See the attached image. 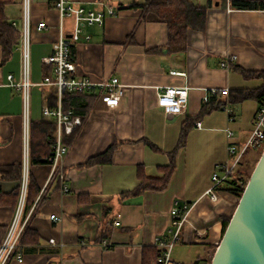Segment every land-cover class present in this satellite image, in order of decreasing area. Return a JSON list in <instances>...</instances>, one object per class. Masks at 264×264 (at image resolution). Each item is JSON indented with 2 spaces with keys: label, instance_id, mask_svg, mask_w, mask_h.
<instances>
[{
  "label": "crops",
  "instance_id": "1",
  "mask_svg": "<svg viewBox=\"0 0 264 264\" xmlns=\"http://www.w3.org/2000/svg\"><path fill=\"white\" fill-rule=\"evenodd\" d=\"M54 1L31 0L30 132L33 124L46 120L42 108L54 91L42 84L50 74L43 59L52 54L59 36ZM75 1L87 9H101L102 3L118 8L103 26L84 28L83 38L74 46L75 64L77 75L95 82L118 78L125 93L116 108L106 107L99 95L92 98L82 127L66 144L69 152L56 174L49 161L31 164L29 146L28 188L30 178L34 186L24 222L37 231L39 240L21 249L22 262L10 264H143L146 247L162 253L171 242V210L177 201L190 210L180 240L171 249V264L210 263L222 239L224 220L231 219L239 199L217 190L218 199L212 200L207 192L216 169L233 159L229 143L242 146L248 139L260 106L257 102L246 101L234 109L231 123L225 110L202 117L176 151L167 187L132 192L139 185L140 169L150 178L163 176L161 167L171 164L186 117L199 114L206 92L262 85L234 67L264 70V10L234 9L233 0H190L208 9L207 27L203 33L190 32L180 50L173 51L177 45L169 46L167 25L152 13L145 16L138 7L145 0ZM0 2L20 31L23 0ZM41 21L51 29L37 31ZM64 25L69 34L73 19L66 18ZM19 46L6 62L0 47V167L10 169L8 178L0 177V245L16 213L27 164L23 99L7 80L9 75L21 80ZM168 87L188 88V104L180 113L157 105L159 92ZM228 128L234 132L231 140ZM111 147V163L86 166Z\"/></svg>",
  "mask_w": 264,
  "mask_h": 264
},
{
  "label": "built area",
  "instance_id": "2",
  "mask_svg": "<svg viewBox=\"0 0 264 264\" xmlns=\"http://www.w3.org/2000/svg\"><path fill=\"white\" fill-rule=\"evenodd\" d=\"M101 9H87L79 5L75 0H55L54 9L58 14L59 21L57 30L59 36L54 43L53 52L50 56L43 59L45 65H52V76H46L42 84L54 86L57 89L58 103L56 109L52 110L48 106L42 108L44 116L51 117L56 121V135L52 143V153L48 158L52 173L56 174L63 158L68 154L69 147L64 143L66 135H72L83 125V119L76 115L73 110L65 111L62 107V97L65 93H90L92 91L99 92V98L102 103L109 108H116L121 102V98L125 93V85L118 78L113 77L100 82H95L88 77L76 74V64L71 60V49L77 42L83 38L84 28L86 26L98 25L103 26L108 16H115L117 10L112 5L101 4ZM23 25L20 29V52L22 56L21 80L16 82L13 75H9L7 80L9 85L17 88L23 99V117L25 128V146L26 160L24 165L23 179L20 185L19 200L16 213L8 228L6 236L0 245V264H10L16 260L22 262L24 255L20 250V241L25 231L24 211L26 208V199L28 191V162H29V146H30V99L33 83L31 81V46L33 37V25L31 22V0H23ZM66 18L73 19L72 31L67 34L64 21ZM15 27L16 23H12ZM39 32L49 31L50 25L46 21H41L35 26ZM89 41L91 37H84ZM225 67L226 64H223ZM220 93L223 96L229 94V90H210L206 92L203 102H208L210 97ZM188 104V88L168 87L161 90L158 94L157 105L161 108L173 113H180ZM228 114V121H234V109L230 106L225 108ZM227 137L231 140L234 133L228 128L226 130ZM264 148V103L259 106L254 120L251 133L242 146L235 143H229L228 153L233 157L228 164L219 166L212 176V187L207 192L212 200H217L218 187L225 181L228 174L237 166L243 154L249 150H259ZM68 192V189H64ZM190 206L183 205L177 201L172 210V240L166 246L158 258L157 264H171V249L176 245L181 237V231L186 221ZM55 221L61 219L52 216ZM209 264V263H204Z\"/></svg>",
  "mask_w": 264,
  "mask_h": 264
},
{
  "label": "trees",
  "instance_id": "3",
  "mask_svg": "<svg viewBox=\"0 0 264 264\" xmlns=\"http://www.w3.org/2000/svg\"><path fill=\"white\" fill-rule=\"evenodd\" d=\"M138 7L143 9L145 16H147L149 13H152L167 25L169 33V46L173 47L177 45L175 48H173V51L180 50V46L185 44L190 32L203 33L207 27L208 9L206 7L196 6L190 0H145V3ZM232 7L238 10H264V1L233 0ZM116 10H118V8ZM19 44L20 31L12 24V22L8 20L5 14V4L0 2V47L3 51V62L8 61L13 56V53L18 48ZM75 55L76 49L73 46L71 49V60L73 62H75ZM45 66H48L46 68L50 70V74L48 76H52V65ZM234 69L246 79L255 78L261 80L262 85L253 89H233L229 91L227 96L217 93L210 97L208 102H203L201 111L197 116L186 117L182 126L178 147L172 153L171 164L169 166L161 167L163 170V176L161 178H150L146 176L140 169L138 174L140 182L132 194H140L148 190H163L167 187L175 169L176 151L185 145L189 130L198 121H200L202 117L216 110H225V108L228 106L232 107L233 109L238 108L246 101H255L260 106L264 103V70L250 72L238 66L234 67ZM51 87L54 89V91L50 95L47 103H45V106H48L50 109L54 110L57 107L58 96L56 87ZM98 95V91H92L90 93H65L62 97V107L65 111L73 110L76 115L80 116L84 120L89 112L92 98H95ZM44 118L46 120L43 122L39 124H33L31 126V164L48 163V158L52 153V143L56 135V121L51 117L44 116ZM75 132L72 135H66L64 137L65 144H70ZM113 149L114 147H111L105 153L92 157L86 166L111 163ZM263 149L264 148L259 150H247L241 157L237 166L228 174L225 181L218 187V190L228 191L240 199L256 166V163L259 160L254 158V156L260 158ZM14 170H17V168ZM9 171L10 169L8 170V168L0 167V177L5 179L8 178ZM17 176L19 179L21 177V173ZM33 186V180L30 178L26 199L27 209L29 208L30 192ZM38 193L39 191L36 188L35 194L37 195ZM229 221L230 218L224 220L222 237L226 231ZM38 240L39 236L37 231L33 228L26 227L20 241V250L28 245L36 244ZM160 255L161 251L158 249H155L154 247H146L143 252V264H151L154 261L156 263ZM195 264L201 263L198 261Z\"/></svg>",
  "mask_w": 264,
  "mask_h": 264
},
{
  "label": "water",
  "instance_id": "4",
  "mask_svg": "<svg viewBox=\"0 0 264 264\" xmlns=\"http://www.w3.org/2000/svg\"><path fill=\"white\" fill-rule=\"evenodd\" d=\"M210 264H264V149Z\"/></svg>",
  "mask_w": 264,
  "mask_h": 264
},
{
  "label": "rangeland",
  "instance_id": "5",
  "mask_svg": "<svg viewBox=\"0 0 264 264\" xmlns=\"http://www.w3.org/2000/svg\"><path fill=\"white\" fill-rule=\"evenodd\" d=\"M235 110H236V108H235ZM233 131V130H232ZM234 133V132H233ZM263 152V151H262ZM254 158H257V160L259 159L258 157H256V156H254ZM254 163V162H253ZM215 253V252H214ZM214 256V255H213Z\"/></svg>",
  "mask_w": 264,
  "mask_h": 264
}]
</instances>
